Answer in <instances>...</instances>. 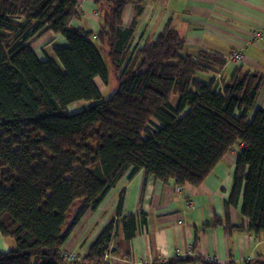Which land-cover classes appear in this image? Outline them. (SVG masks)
Masks as SVG:
<instances>
[{"label": "trees", "instance_id": "trees-1", "mask_svg": "<svg viewBox=\"0 0 264 264\" xmlns=\"http://www.w3.org/2000/svg\"><path fill=\"white\" fill-rule=\"evenodd\" d=\"M93 3L94 32L72 25L83 19L77 0H0V235L14 244L0 253V264H110L113 221L80 259L61 254L87 211L139 172L199 188L238 146L226 206L241 200L244 230L264 235V110H255L264 74L239 66L224 79L228 60L205 50L183 56L184 38L169 23L131 53L142 7L125 29L127 0ZM46 33L64 44L52 41L51 55L40 58L31 41ZM103 54L117 83L106 98L94 83L109 84ZM196 74L219 76V91L217 80ZM79 102L87 105L69 111ZM122 204L120 193L117 217ZM123 221L127 240L135 217ZM208 226L228 234L243 229L230 226L227 215L201 232ZM192 263L218 264L198 255L152 264Z\"/></svg>", "mask_w": 264, "mask_h": 264}, {"label": "crops", "instance_id": "crops-1", "mask_svg": "<svg viewBox=\"0 0 264 264\" xmlns=\"http://www.w3.org/2000/svg\"><path fill=\"white\" fill-rule=\"evenodd\" d=\"M77 1L83 19L72 25L94 32L98 24L94 0ZM127 1L129 4L122 15L123 27L131 26L137 5L142 7L132 36L139 35L143 43L155 40L169 23L170 30L184 38L183 56L195 57L205 50L227 59L232 51H238L243 55V62L237 67L264 74V0ZM45 37L51 38L50 41L60 39L58 43L64 44L63 38L51 33H46L42 39ZM229 66L228 62L220 73L224 79H228L224 74ZM256 109L264 110V85ZM240 148L225 156L197 189L184 186L176 193L173 181L161 184L151 177L146 178L143 172L127 184L123 181L126 179H122L95 211L83 216L61 251L84 256L103 228L113 221L116 227L108 250L112 257L110 264H152L156 260L166 262L190 255L212 258L218 264H245L250 262L249 257H253V262L264 260V235L244 230L248 222L240 215L241 200L235 207L226 206L233 182L235 153ZM120 193L124 198L121 216L117 217ZM129 214L135 217V231L134 236L126 240L123 217ZM226 215L230 226L242 225L243 229L228 234L208 226L201 232L215 217L224 219ZM198 230L199 242L193 250ZM13 245L0 235V253L12 250Z\"/></svg>", "mask_w": 264, "mask_h": 264}, {"label": "rangeland", "instance_id": "rangeland-1", "mask_svg": "<svg viewBox=\"0 0 264 264\" xmlns=\"http://www.w3.org/2000/svg\"><path fill=\"white\" fill-rule=\"evenodd\" d=\"M131 41H130V47H129V52L133 53L137 48H139L140 46H142L143 44V39L139 36V35H136V36H132L131 37ZM51 38L49 40L45 38L42 39V36H35L33 37L32 41H31V48L36 52V54L42 58V52H47L48 54L51 55V48H52V41H50ZM55 40V39H54ZM59 41H61L60 39H57L55 40V45L59 46V45H63L61 43H58ZM234 52L232 51L230 53V55H232ZM182 54V53H181ZM183 55V54H182ZM230 55L228 56V58L230 57ZM102 59L104 61V64L107 68V72H108V80H109V84L108 86L104 85L102 82H100L98 79H95L94 80V83H95V86L97 87V89L100 91L101 95H103L104 98H106L109 93L111 92L112 89L115 90L116 86H117V83L113 77V74H112V70H111V67L109 65V62L107 61L106 57H105V54L102 55ZM242 62H243V59H242ZM242 62H240L239 64H241ZM237 67V64H234V65H231L229 67H227L226 69H228L226 71V73L224 74V77L228 78L229 79V74L231 73V71L233 69H235ZM196 78H198L200 81H203V82H206V83H209L211 80L214 79V75L213 74H196ZM219 88L220 86H217L216 87V90L219 91ZM112 90V91H114ZM87 105V103H84V102H79V103H76L74 105H71L68 109L69 111L71 112H76V111H79L83 106ZM239 147V146H238ZM236 147V148H238ZM234 149L230 152V153H233ZM238 152V151H237ZM228 155V154H227ZM226 155V156H227ZM224 159V158H223ZM126 179V177H125ZM123 181H126L124 182V184H127L129 180H123ZM111 192V191H110ZM118 193V192H117ZM119 195V194H118ZM117 195V197L119 198V196ZM108 196V195H107ZM123 198H124V195H123ZM88 212V211H87ZM86 212V213H87ZM73 233V232H72ZM71 236V235H70ZM69 236V237H70ZM11 242V241H10ZM108 252V251H107ZM61 254H65L68 258H72L73 257V253H63L61 251ZM76 257V256H74ZM81 258V256L79 255V259ZM253 257H249L248 260H253L252 259ZM74 259V258H73ZM73 259H70V260H73ZM205 260H207V262H215V260H213L212 258H204ZM216 263V262H215Z\"/></svg>", "mask_w": 264, "mask_h": 264}, {"label": "built area", "instance_id": "built-area-1", "mask_svg": "<svg viewBox=\"0 0 264 264\" xmlns=\"http://www.w3.org/2000/svg\"><path fill=\"white\" fill-rule=\"evenodd\" d=\"M256 36L259 37V34H257ZM242 59H243V55L241 54V52H238V51H235L232 55H230L229 58H227L228 62L231 63V65L232 64H239L240 62H242ZM216 80L218 81V85L217 86H220V77L219 76L218 77L216 76ZM74 256L75 255L73 254V257L72 258L69 257V259L75 258ZM105 258H110L111 259L112 258L111 257V254L109 252H106ZM141 264H151V263H149V262H143Z\"/></svg>", "mask_w": 264, "mask_h": 264}, {"label": "bare ground", "instance_id": "bare-ground-1", "mask_svg": "<svg viewBox=\"0 0 264 264\" xmlns=\"http://www.w3.org/2000/svg\"><path fill=\"white\" fill-rule=\"evenodd\" d=\"M186 186H188V185H186ZM182 188H183V187H178V186L175 185V191H176V193H180L181 190H182ZM193 189H194V188H193ZM196 189H197V188H196ZM250 261H253V260H250Z\"/></svg>", "mask_w": 264, "mask_h": 264}]
</instances>
